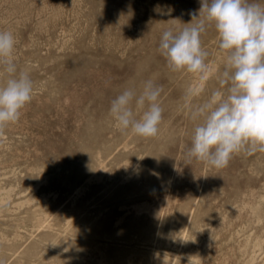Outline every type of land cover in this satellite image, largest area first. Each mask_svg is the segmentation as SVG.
I'll return each instance as SVG.
<instances>
[{"label": "rangeland", "instance_id": "1", "mask_svg": "<svg viewBox=\"0 0 264 264\" xmlns=\"http://www.w3.org/2000/svg\"><path fill=\"white\" fill-rule=\"evenodd\" d=\"M200 9L201 0H0V31L14 34L18 71L34 82L0 137V264H264V153L223 169L185 156L190 109L224 90L226 53L208 23L201 81L170 70L159 43ZM7 78L0 69V84ZM147 80L163 88L154 138L109 115L116 96ZM190 87L202 92L186 100Z\"/></svg>", "mask_w": 264, "mask_h": 264}, {"label": "clouds", "instance_id": "2", "mask_svg": "<svg viewBox=\"0 0 264 264\" xmlns=\"http://www.w3.org/2000/svg\"><path fill=\"white\" fill-rule=\"evenodd\" d=\"M201 13L203 18L179 32L165 30L159 51L170 70L186 71L204 81L209 67L201 34L208 23L214 24L218 47L226 53V67L219 78L224 90L213 91L207 101L191 107L190 119L197 123L185 156L189 163L195 159L223 169L242 152L264 153V5L249 0H201L199 17ZM15 45L12 32L0 31V69L8 77L0 84V137L7 126L19 121L34 94L30 74L18 71ZM162 91L152 80L144 82L139 94L125 89L111 101L109 115L121 131L130 129L139 137L154 138L162 122ZM201 92L190 87L185 98L191 100Z\"/></svg>", "mask_w": 264, "mask_h": 264}]
</instances>
